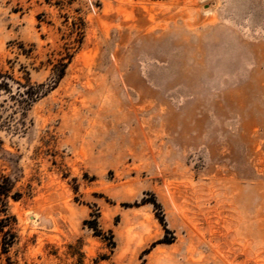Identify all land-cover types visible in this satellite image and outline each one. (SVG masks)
Returning <instances> with one entry per match:
<instances>
[{"label":"rangeland","instance_id":"obj_1","mask_svg":"<svg viewBox=\"0 0 264 264\" xmlns=\"http://www.w3.org/2000/svg\"><path fill=\"white\" fill-rule=\"evenodd\" d=\"M0 68V264H264V0H0Z\"/></svg>","mask_w":264,"mask_h":264},{"label":"trees","instance_id":"obj_2","mask_svg":"<svg viewBox=\"0 0 264 264\" xmlns=\"http://www.w3.org/2000/svg\"><path fill=\"white\" fill-rule=\"evenodd\" d=\"M12 81L17 82L19 84V86H18L19 90H18L17 94L13 90H11L12 89V84H11ZM29 82H30V78L28 77L26 83H29ZM43 85L44 84H38V87L31 85L33 90L23 91V90H21V87H23L25 85L21 81L14 79L8 71H5V70L0 68V97L2 96L3 92L9 93V95L11 97L18 96L21 98L20 99L21 103H25V104L29 105L36 98L40 97V94H42L41 91L34 90V89H36L34 87L39 88V87H42ZM154 203H155V205L160 206L159 202L154 201ZM158 218L163 224L165 223V218H164L163 213H161V215H158Z\"/></svg>","mask_w":264,"mask_h":264}]
</instances>
